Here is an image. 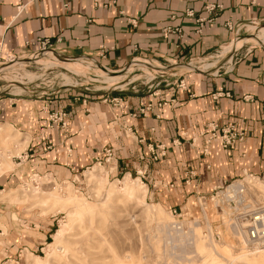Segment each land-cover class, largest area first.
<instances>
[{
  "label": "rangeland",
  "instance_id": "rangeland-1",
  "mask_svg": "<svg viewBox=\"0 0 264 264\" xmlns=\"http://www.w3.org/2000/svg\"><path fill=\"white\" fill-rule=\"evenodd\" d=\"M253 25L258 30L264 22L241 26L235 35L238 41L236 50L219 57L224 45L210 57L192 61L165 62L143 56L138 58L148 64L134 63L132 59L115 66L91 56L74 55V58L82 59H78L81 62L77 59L61 61L47 56V50L3 53L0 55V98H13L14 106L23 104L21 106L25 108H33L40 105L39 100L51 101V98L66 92L95 97L102 95L113 107L119 105L122 94L150 96L153 93L159 97V90L164 86H179L184 76L203 74L198 69H204L207 62L218 61L215 67L202 72L221 73L246 51L264 50V41L255 38L258 32L248 30V26ZM253 37L256 43L251 41ZM18 60L22 63H17ZM64 64L73 66V69ZM139 64L142 65L137 67ZM188 64L193 67L179 66ZM102 67L124 77L117 82L107 81L100 71ZM49 118L50 112L48 122ZM229 126L244 136L236 145L249 137L246 130L234 123L223 125L224 128ZM1 128L6 129V136L0 135V174L8 171L0 179V264H36V256L49 264H264V258L256 261L233 259L241 253H245L247 258L264 256V251L247 254L245 221L238 217L264 204V171L254 174L243 169L237 176L230 175L212 183L213 178L209 174L211 164L203 159L200 169L195 168V164L194 167L181 165L183 161L179 162L176 154L171 161L179 167L177 171L174 166H163L162 169L150 165L170 158V153L182 147H185L186 159L191 162L200 150L201 158L207 157L212 146L227 151L223 149L218 134L210 142L205 137L207 134H201L209 127L202 125L183 132L175 141L153 145L136 139L125 129V143L128 147H136L135 154L126 157L125 153H117L110 144L97 148L92 158L80 156L76 167L71 163L72 159L66 158L64 149L50 155H59L64 166L51 168L45 167L38 159L32 162L28 158L20 162L17 157L27 150L30 135L8 122H0ZM108 149L113 154L107 161ZM122 160H131L132 163L121 169ZM261 161L264 162V153ZM34 168L38 172L30 173ZM163 170L173 177L171 181L166 179ZM12 174L18 178L10 182L8 177ZM33 174L39 176L38 181L31 179ZM127 174L130 178L124 179ZM126 180L129 184L140 183L141 191L126 195ZM237 183L245 185V204H251V208L227 201L229 186ZM69 197L74 200H69ZM77 200L86 201L91 207L80 211ZM160 222H181L186 232L197 222L198 239L174 238L170 243L159 229ZM61 228L66 229L65 235L49 257L47 246L54 242L55 234ZM12 242L22 246L19 258L5 256L6 248Z\"/></svg>",
  "mask_w": 264,
  "mask_h": 264
},
{
  "label": "crops",
  "instance_id": "crops-1",
  "mask_svg": "<svg viewBox=\"0 0 264 264\" xmlns=\"http://www.w3.org/2000/svg\"><path fill=\"white\" fill-rule=\"evenodd\" d=\"M212 3L222 4V10L216 19L200 26L197 19H208L205 7ZM188 10L194 15H186ZM226 22H232L234 29L229 30ZM257 22H264V0H0V55L35 51L39 41H48L49 50L60 55L91 56L115 66L143 56L165 62L192 61L210 57L231 42L241 26ZM166 27L181 29V35L165 34ZM138 61L142 60L136 58L135 63ZM197 76L183 77L185 90L176 84L164 86L159 97L153 93L122 94L116 107L102 95L75 92L63 93L51 101L36 100L40 105L33 108L14 106L13 98H0V122L29 134V161L38 159L47 168L64 166L59 155L50 156L64 149L66 158L72 159L76 167L80 156L92 158L97 148L110 144L117 153L133 155L136 147L126 145L125 129L136 139L153 145L171 142L183 132L211 122L234 123L249 137L231 149L212 146L207 157L201 158L200 150L191 162L182 147L170 153V158L150 165L174 166L177 171L179 167L171 161L176 154L179 162L183 161L181 165L195 164L200 169L203 159L211 164L212 183L237 176L243 169L254 174L264 171V50L246 51L224 72ZM214 95L218 97L214 99ZM149 101L153 109L143 114L141 110ZM161 101L165 105L158 107ZM58 110L69 113L68 125L49 128L48 112ZM0 130L1 137H5L6 129ZM131 163L122 160L119 167L124 169ZM36 169L30 173L38 172ZM7 171L0 174V179ZM163 172L168 181L173 179ZM127 177L129 174L124 179ZM9 178L12 182L18 175ZM21 248L12 242L5 256L16 258Z\"/></svg>",
  "mask_w": 264,
  "mask_h": 264
},
{
  "label": "built area",
  "instance_id": "built-area-1",
  "mask_svg": "<svg viewBox=\"0 0 264 264\" xmlns=\"http://www.w3.org/2000/svg\"><path fill=\"white\" fill-rule=\"evenodd\" d=\"M222 4L220 3H212L208 4L205 7V11L208 14V19H197V22L199 23L200 26H203V23L206 22H211L214 19H216L218 13L220 10H222ZM186 15L188 16H193V10H188L186 12ZM226 27L229 30H233L235 25L232 22H226ZM200 31V30H199ZM198 31V32H199ZM165 34H178L181 35V29L179 28H173V27H166L164 29ZM29 44V43H27ZM39 47L35 51H46L49 50V44L48 41H39ZM138 58V57H136ZM134 58V60L136 59ZM179 87L181 89H187V84L184 79L180 80ZM218 96L214 95V99H216ZM165 105V102H160L158 103V107H163ZM153 109V104L150 103V105H146L144 109L141 110L142 113L151 111ZM263 114H264V109H263ZM69 117V113H67L64 110H58L55 112L50 113V118H49V126L50 128H66L67 127V120ZM206 127H209L210 129H206L204 131H201V134H207L205 137L208 139L207 141L210 142L214 138L217 137V134L220 137L221 140V145L223 149L229 150L232 147H234L239 140H243L244 136L233 129L231 126L228 128H224L223 125L220 127L218 123L211 122L206 125ZM195 139V138H194ZM175 141V140H174ZM175 143V142H174ZM112 151L111 150H106V155L109 157L107 161L111 158L112 156ZM28 151L26 150L24 153H22L17 159L21 160L20 162H23V160L28 159ZM31 179H34V181H38L39 176L37 174H33ZM238 190L236 191V188ZM236 188H234L233 184L229 186V195L227 196V201L230 203L238 202L240 198V194H243L245 191V185L241 183H237ZM239 219L245 221V226L244 229L246 231V237H247V248L254 250V249H263L264 248V204L259 205L258 207H255L251 209L250 211H246L245 213L240 214ZM19 252L17 254V257L19 258L21 256Z\"/></svg>",
  "mask_w": 264,
  "mask_h": 264
},
{
  "label": "bare ground",
  "instance_id": "bare-ground-1",
  "mask_svg": "<svg viewBox=\"0 0 264 264\" xmlns=\"http://www.w3.org/2000/svg\"><path fill=\"white\" fill-rule=\"evenodd\" d=\"M260 27V25H259ZM257 26L253 25V26H248V30L250 31H257V36H255V38L258 40H261V41H264V26L261 28H259L257 30ZM251 36V35H250ZM254 37L252 38V42L253 43H256V39ZM238 47V41H237V38L235 37L234 40H232L231 42H229L226 46H224L223 48V51L221 52V55L219 57H224L225 55H227L228 53H230L232 50H236ZM241 47V45H240ZM48 52L46 53H49V54H46L47 56L48 55H51V57H56L58 58V53L54 50H47ZM231 56V55H230ZM36 58V57H35ZM22 59H29V58H22ZM75 59H80V58H73V59H65V60H75ZM213 59V58H212ZM42 61V59H39L38 61ZM75 60V61H77ZM82 60V59H80ZM78 60V61H80ZM136 60V59H135ZM135 60H134V63H135ZM214 60V59H213ZM216 60V59H215ZM64 61V60H63ZM230 61V60H229ZM228 61V62H229ZM81 62V61H80ZM138 62H144L143 60L142 61H138ZM137 62V63H138ZM218 61H213V62H207L205 65H204V69H202L203 71L207 68H213L215 67V65H217ZM17 63H22L21 60H18ZM53 63V62H52ZM71 63V62H70ZM75 63V62H74ZM146 64H148L147 62H144ZM78 64V62H77ZM66 67L68 68H72L73 66L71 65H68V64H64ZM142 64H139L137 67L141 66ZM145 65V64H144ZM189 67H193V65L191 64H188ZM147 66V65H146ZM150 66H151V63H150ZM179 66H182L184 67L185 65H179ZM143 67V66H142ZM73 69V68H72ZM141 69V68H140ZM146 69V68H145ZM148 69V68H147ZM100 71L101 73L105 76V79L107 81H110V82H117L118 80L122 79L124 77V75H116L112 70H109L108 68H100ZM200 71V70H199ZM146 72V71H145ZM151 74V73H150ZM101 76V75H100ZM102 82V81H101ZM105 85V84H104ZM113 85V84H112ZM119 85V84H118ZM117 88V87H116ZM115 88V89H116ZM125 188H124V192L126 195L128 196H132L133 194L135 193H139L141 190H140V183H133V184H129L128 183V180L125 181ZM234 188H236L237 184H234L233 185ZM239 187L236 188V191L238 190ZM49 196L51 197H55L57 199H60L59 197H57L56 195L54 194H49ZM69 200H74L72 197H69L68 198ZM78 201V210H82V209H87L88 207H91L87 204L86 201H83V200H77ZM237 205L238 206H242V207H246V206H249L251 208V204H245V199H244V194H240V198L237 202ZM158 216V215H157ZM182 223H174V222H160L159 223V229L162 230L164 232V234L166 235V237L170 240V243L171 241L174 239V238H177V239H182V238H191L193 239L194 241L196 239H198V223L197 222H194V226L193 228H190L188 230V232H186L182 225ZM238 229V228H237ZM65 228H61L59 229L56 234H55V237H54V242L48 244V248H49V254L48 256L50 257L52 254H54L55 250H56V244L60 243L65 235ZM167 242H169L167 240ZM211 244H212V241H211ZM247 240L245 242V248H247ZM174 248V247H173ZM247 251V254L248 253H261L262 251H264V249H254V250H249V249H246ZM217 253V251H216ZM238 258H241V259H245L246 261H256L258 259H261V258H264V256L262 255H259L258 257L256 258H247L246 254L245 253H241L239 255H237L236 257H233V259H238ZM43 260L42 259H39V258H35V263L36 264H49V262L47 261H44L42 262Z\"/></svg>",
  "mask_w": 264,
  "mask_h": 264
},
{
  "label": "water",
  "instance_id": "water-1",
  "mask_svg": "<svg viewBox=\"0 0 264 264\" xmlns=\"http://www.w3.org/2000/svg\"><path fill=\"white\" fill-rule=\"evenodd\" d=\"M74 57H69V56H63V55H60V54H58V59H60L61 61H67V60H65V59H73ZM102 68H105V67H102ZM199 71V70H198ZM200 72V71H199ZM201 73H204V72H202L201 71Z\"/></svg>",
  "mask_w": 264,
  "mask_h": 264
}]
</instances>
